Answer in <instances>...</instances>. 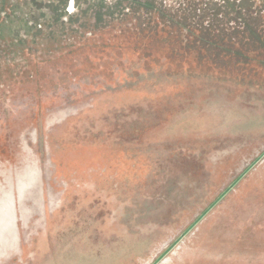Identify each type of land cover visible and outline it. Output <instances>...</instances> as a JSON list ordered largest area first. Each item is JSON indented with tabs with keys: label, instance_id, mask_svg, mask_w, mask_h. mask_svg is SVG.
Masks as SVG:
<instances>
[{
	"label": "water",
	"instance_id": "95a60500",
	"mask_svg": "<svg viewBox=\"0 0 264 264\" xmlns=\"http://www.w3.org/2000/svg\"><path fill=\"white\" fill-rule=\"evenodd\" d=\"M52 3L0 4V23L12 36ZM148 19L0 39V264L88 239L264 229V63L198 61Z\"/></svg>",
	"mask_w": 264,
	"mask_h": 264
},
{
	"label": "trees",
	"instance_id": "16d2710c",
	"mask_svg": "<svg viewBox=\"0 0 264 264\" xmlns=\"http://www.w3.org/2000/svg\"><path fill=\"white\" fill-rule=\"evenodd\" d=\"M10 1L0 0V4L3 6ZM74 1L78 10L68 16L64 9L66 0H58V4L51 5L52 15L41 23L35 20L28 26L27 21L17 19L16 28H23L15 29L12 36L13 25L2 20L0 34L5 32L6 37L1 36V41L17 39L20 29L25 28L37 32L50 28L53 33L59 26L71 29L80 22L78 25L95 29L111 25L120 17L144 15L153 22L156 32L159 26L161 32H168L174 48L179 46L180 50L198 57V61L264 63V0H182L168 5L162 0ZM64 15L67 20L62 19Z\"/></svg>",
	"mask_w": 264,
	"mask_h": 264
},
{
	"label": "rangeland",
	"instance_id": "374dc122",
	"mask_svg": "<svg viewBox=\"0 0 264 264\" xmlns=\"http://www.w3.org/2000/svg\"><path fill=\"white\" fill-rule=\"evenodd\" d=\"M42 264H264V229L88 239Z\"/></svg>",
	"mask_w": 264,
	"mask_h": 264
}]
</instances>
